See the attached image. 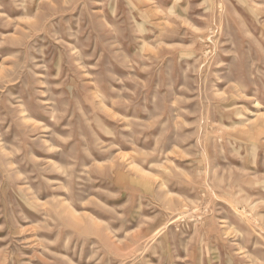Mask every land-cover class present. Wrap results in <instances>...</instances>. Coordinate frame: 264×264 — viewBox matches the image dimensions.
<instances>
[{
	"label": "rangeland",
	"instance_id": "374dc122",
	"mask_svg": "<svg viewBox=\"0 0 264 264\" xmlns=\"http://www.w3.org/2000/svg\"><path fill=\"white\" fill-rule=\"evenodd\" d=\"M0 264H264V0H0Z\"/></svg>",
	"mask_w": 264,
	"mask_h": 264
}]
</instances>
